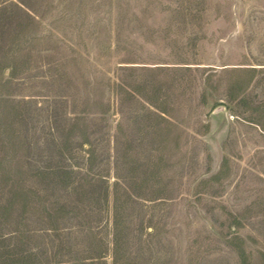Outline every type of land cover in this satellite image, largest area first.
<instances>
[{
	"label": "rangeland",
	"instance_id": "1",
	"mask_svg": "<svg viewBox=\"0 0 264 264\" xmlns=\"http://www.w3.org/2000/svg\"><path fill=\"white\" fill-rule=\"evenodd\" d=\"M0 264H264V0H0Z\"/></svg>",
	"mask_w": 264,
	"mask_h": 264
}]
</instances>
